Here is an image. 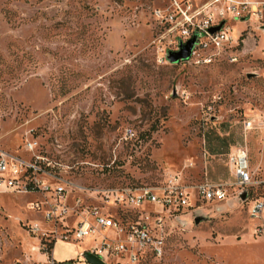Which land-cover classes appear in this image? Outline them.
I'll return each mask as SVG.
<instances>
[{
	"label": "rangeland",
	"instance_id": "rangeland-1",
	"mask_svg": "<svg viewBox=\"0 0 264 264\" xmlns=\"http://www.w3.org/2000/svg\"><path fill=\"white\" fill-rule=\"evenodd\" d=\"M166 2L0 0V151L29 159L23 145L34 142L72 185L161 187L177 173L192 187L232 182L227 148L208 152L230 136L261 182L253 194L264 196V132L243 130L244 120L264 113V31L251 26L235 64H170L158 53L152 14ZM246 27L237 23L233 34ZM35 198L0 194V264L71 256L63 262L87 264L59 242L52 256L51 236L40 246L27 225L50 227L27 210ZM146 212L164 254L136 264H264V237L253 235L246 206L233 198L177 215ZM90 245L83 241L82 252Z\"/></svg>",
	"mask_w": 264,
	"mask_h": 264
},
{
	"label": "built area",
	"instance_id": "built-area-1",
	"mask_svg": "<svg viewBox=\"0 0 264 264\" xmlns=\"http://www.w3.org/2000/svg\"><path fill=\"white\" fill-rule=\"evenodd\" d=\"M152 14L161 57L168 62L169 53L181 51L192 41L188 57L178 62L192 67H207L217 61L235 64L241 58V45L251 26L264 31V0H167ZM237 23L247 25L239 36L233 34ZM243 130L264 132V113L253 120H244ZM125 136L131 138L134 133L126 129ZM23 150L32 153L29 159L0 151V194L36 197L28 202L27 210L41 214L50 229L42 230L37 222L27 227L42 247L45 245L42 241L51 236L53 246L57 242L80 246L90 240L89 248L79 255L82 260L84 253L105 264H136L147 256L159 259L164 254V241L146 224L150 216L148 208L177 215L199 205L239 199L242 193H246L241 204L246 206L253 224V235L264 237V196L253 194V188L261 182L252 177L244 147L236 148L228 156L231 183L204 181L191 187L181 183L179 174L171 173L161 187L107 189L66 182L56 173L61 166L38 154L34 142L27 141ZM93 199L102 206L93 205Z\"/></svg>",
	"mask_w": 264,
	"mask_h": 264
},
{
	"label": "water",
	"instance_id": "water-1",
	"mask_svg": "<svg viewBox=\"0 0 264 264\" xmlns=\"http://www.w3.org/2000/svg\"><path fill=\"white\" fill-rule=\"evenodd\" d=\"M219 27L214 28L213 31L218 30ZM192 47V41H189L181 51L176 53H169L166 57L167 61L170 64H177L180 60L185 59L188 57L189 51ZM246 199V193H242L240 195V198L235 199L237 202L241 203L242 201H245ZM83 259L87 264H105L102 262L99 258L95 257L94 255H91L89 253L83 254Z\"/></svg>",
	"mask_w": 264,
	"mask_h": 264
},
{
	"label": "trees",
	"instance_id": "trees-1",
	"mask_svg": "<svg viewBox=\"0 0 264 264\" xmlns=\"http://www.w3.org/2000/svg\"><path fill=\"white\" fill-rule=\"evenodd\" d=\"M244 134L246 136V133H244ZM219 140L222 141V144H218V145H215V146H208V152H210L211 154H221V153H223V149L222 148H227V152L225 154V157H226V166H227L228 171L230 172V169H229V166H228V156H229V154L233 150H235L238 147H242V146H236V145H234L232 143L233 140H231V137L230 136H228L226 138H223V139H219ZM229 145H233V146H231L229 148V150H228ZM232 181H233V177H232ZM52 247H53V243H50V245H48L47 250L48 249H51Z\"/></svg>",
	"mask_w": 264,
	"mask_h": 264
},
{
	"label": "crops",
	"instance_id": "crops-1",
	"mask_svg": "<svg viewBox=\"0 0 264 264\" xmlns=\"http://www.w3.org/2000/svg\"><path fill=\"white\" fill-rule=\"evenodd\" d=\"M58 243V242H57ZM57 243H55L54 244V246H53V248H52V256H53V252L55 251V246H56V244ZM59 243H62V242H59ZM62 244H65V243H62ZM66 245H70V244H66ZM70 246H73V247H76L77 249H78V254H77V260L79 259V255H80V253L82 252V248H80V246H77V245H70ZM54 259V258H53ZM81 259V258H80ZM55 261H57V262H63V261H66V260H69V261H73V260H75V257L73 258L72 256L71 257H65L64 259H61V260H56V259H54ZM82 260V259H81ZM75 263H77V262H75Z\"/></svg>",
	"mask_w": 264,
	"mask_h": 264
}]
</instances>
